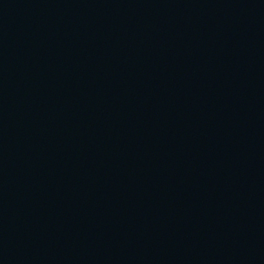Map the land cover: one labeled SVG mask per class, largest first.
I'll return each mask as SVG.
<instances>
[{
	"label": "water",
	"instance_id": "water-1",
	"mask_svg": "<svg viewBox=\"0 0 264 264\" xmlns=\"http://www.w3.org/2000/svg\"><path fill=\"white\" fill-rule=\"evenodd\" d=\"M0 264H264V0H0Z\"/></svg>",
	"mask_w": 264,
	"mask_h": 264
}]
</instances>
